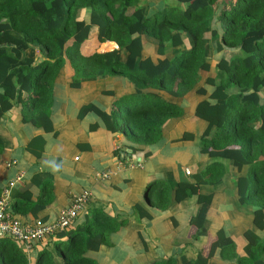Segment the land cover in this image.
<instances>
[{
	"label": "trees",
	"instance_id": "1",
	"mask_svg": "<svg viewBox=\"0 0 264 264\" xmlns=\"http://www.w3.org/2000/svg\"><path fill=\"white\" fill-rule=\"evenodd\" d=\"M83 10L89 15L82 17ZM94 38L118 48L85 52ZM64 70L72 88L112 77L132 84L134 91L118 97L110 112L91 102L79 116L96 114L106 129L125 134L134 153L157 144L164 127L185 114L178 100L190 93L199 96L194 114L207 124L201 152L229 159L239 171L247 166L237 180L238 192L264 211V0H0V127L6 113L19 106L25 123L58 136L52 112L57 89L64 87L58 83ZM45 145L38 135L27 149L39 158ZM4 150L0 134V157ZM116 154L124 158L121 150ZM225 166L214 162L193 178L198 184L216 183L226 175ZM34 179L41 187L39 197L15 198L8 208L19 220L22 213L37 216L53 200L52 177ZM6 185L0 186V197ZM172 194L181 201L195 192L177 186L172 193L165 180L156 179L146 187L144 203L167 209ZM209 205L208 200L190 219L197 227L195 238L209 235ZM134 211L151 217L141 204ZM77 221L44 241L35 264H99L89 254L111 245L112 234L127 222L100 207ZM256 225L263 230L264 218ZM245 237L246 255L239 256L235 242L217 233L225 264H264V240L253 230ZM30 254L12 237L0 238V264H30ZM183 261L207 264L209 258L201 250ZM148 264L181 263L173 255Z\"/></svg>",
	"mask_w": 264,
	"mask_h": 264
},
{
	"label": "crops",
	"instance_id": "2",
	"mask_svg": "<svg viewBox=\"0 0 264 264\" xmlns=\"http://www.w3.org/2000/svg\"><path fill=\"white\" fill-rule=\"evenodd\" d=\"M109 43L115 42L108 41L99 45L104 44L108 47L106 44L110 45ZM152 55L156 56L154 53ZM70 82L67 70H64V74L58 79V83L64 87L57 89L52 112L58 136L53 132L38 129L31 123L22 122L19 106L6 113L0 127V134L5 142V150L0 157V186L6 185L19 170L25 172L23 181L12 190L11 203L18 197L33 200L39 197L41 187L34 179L39 174L42 179L45 174L50 175L54 183L52 202L37 216L31 212L19 214L22 223L32 224L37 218L38 221H41L40 219L56 221L61 211L71 205L76 194L89 189L92 193L89 206L79 214L76 221L83 217L85 211L93 207L104 208L118 220L127 221L121 229L112 234L111 245H103L100 250L89 254L99 264H148L157 257L173 255L184 264V258L195 259L201 250L209 258L207 264H225L226 261L217 248L219 231H223L235 242L239 256L246 255L245 247L248 243L245 237L246 231L253 230L261 237L260 239L264 240V229L261 230L256 225V221L264 218V211H259L258 207L246 203L238 192L237 180L241 174L246 173L247 166L239 171L229 159L215 161L228 166L226 175L216 183L198 184L193 176L200 173L199 170L194 171V168L186 163L191 157V154H184L186 144L194 143L196 140L199 142L207 125L205 121L198 122L200 118L194 114L196 105L201 99L199 96L190 93L178 101L180 103L187 101V105H193L192 117L186 123L197 121L201 130L191 129L181 135L175 133L174 129L170 136L164 134L166 140L163 137L160 143L134 153L125 134L106 129L103 121L96 114L89 112L82 118L79 116L81 108L91 102L110 112L117 96L121 97L134 91L132 84L123 78L114 77L87 81L78 88H72ZM92 98H96V101H92ZM82 99L87 103L79 106L76 118H69L71 107ZM182 105L186 109L185 104ZM88 115L94 117L89 124L84 122ZM172 121L173 119L166 128L174 125H170ZM94 125L98 127L94 129ZM4 128L5 131L2 132ZM77 128L79 131L74 133ZM85 131L90 133L102 131L104 135L107 133L105 137L98 139L105 140V143L100 145L93 138L91 141L83 140L80 135ZM38 135H42L46 140L44 151L39 158L27 149L30 140ZM61 137L69 139V143L59 141ZM167 144L179 152L164 154L163 147ZM118 150L122 151L125 159L119 160L116 154ZM70 152L74 153L69 155ZM148 152L149 155H146ZM13 160H16V164L9 166L8 163ZM162 164L170 167L174 165L179 171L184 169V175L182 174L184 181L195 187L193 189L195 194L181 201L173 199L167 209L151 207L144 203L145 189L152 181L156 179L168 182L176 179L180 181L182 178L177 172L165 171ZM103 172L111 173L108 178L97 177ZM174 184L176 188L180 186L178 182ZM208 200L210 202L207 213L209 235L195 238L193 235L197 227L190 223V219L199 214ZM136 204L143 205L151 217L137 216L134 211ZM76 221L73 226L77 225L78 221ZM44 243L43 241L33 246L31 254L29 253L30 264H35L39 251L44 248Z\"/></svg>",
	"mask_w": 264,
	"mask_h": 264
},
{
	"label": "built area",
	"instance_id": "3",
	"mask_svg": "<svg viewBox=\"0 0 264 264\" xmlns=\"http://www.w3.org/2000/svg\"><path fill=\"white\" fill-rule=\"evenodd\" d=\"M16 164V160L9 162L8 165ZM189 172V170H188ZM111 172H103L97 175L99 178H108ZM25 172L19 170L15 177L11 178L2 190L0 197V238L10 236L20 242L29 254L36 242H43L47 238L60 232H65L74 224L79 213L85 208L91 198V191L84 189L76 194L71 205L61 211L56 221L42 222L34 224H24L21 220L13 217L8 210L11 205L12 190L23 181Z\"/></svg>",
	"mask_w": 264,
	"mask_h": 264
},
{
	"label": "rangeland",
	"instance_id": "4",
	"mask_svg": "<svg viewBox=\"0 0 264 264\" xmlns=\"http://www.w3.org/2000/svg\"><path fill=\"white\" fill-rule=\"evenodd\" d=\"M88 11L87 10H83L81 12V16H88ZM93 35L95 36V32L93 33ZM98 48V49H97ZM114 48H117V47H112V48H109V47H105V45H99V43L96 41V39H91L89 41H87V43L85 44V52H92L94 50L97 49V51H100V50H112ZM118 98V96L116 97V99ZM93 100L92 101H96L95 99L96 98H92ZM115 99V100H116ZM114 100V101H115ZM100 101V100H99ZM113 101V102H114ZM84 103H87V101H85L84 99L81 100V102H78L76 105L72 106L71 109H70V114H69V118L71 119H74L76 118V114L78 112V109H79V106L81 104H84ZM180 103V102H179ZM185 104L186 106V109H185V114L181 117V118H173V121L170 125H173L172 127H167L166 126L164 127V133H163V137H164V140H166V137L164 136V134L166 133L168 136H170L172 130L175 129V133H181V135H183L184 132H188L189 130L193 129V130H201L198 126V122H204L203 120H199L198 122L196 121L195 123H186L189 118L192 117V114H193V105H187V101L186 102H181V104ZM112 106H113V103H112ZM22 118V117H21ZM94 120V117L92 115H88L86 117V119L84 120V122L86 123H91L92 121ZM197 120V119H196ZM23 122V120H22ZM5 131V128L2 130V132ZM78 128L74 131V133L78 132ZM198 133H200L198 131ZM197 133V134H198ZM107 133H105L106 135ZM104 133L102 131L98 132V133H90V132H87L85 131L84 133H81V138L83 140H89L91 141L92 138L94 139V141L100 145H103L105 143V140H98V139H101L102 136H104ZM162 137V139H163ZM63 138V139H62ZM162 139H160L158 143H160L162 141ZM64 142V143H69V139H67L66 137H61L59 139V141ZM55 143H57V141H55ZM200 147H201V140L199 139V142L196 140L194 143L193 142H188L186 144V147H185V152L184 154L186 155H190L191 154V157L187 160V164L190 166V167H193L194 168V171H197L199 170L198 172H203L206 167L208 165H210L211 163L215 162V161H220L222 159V157L220 156H216L215 154H203L201 151H200ZM163 150H164V154L166 153H178L179 151L176 150V149H172L170 148V146L167 144L163 147ZM74 152H70L69 155H72ZM235 151L233 150H229L228 151V155H234ZM164 165V164H162ZM164 170L165 171H168V170H172L173 172H177L180 174V176H182V174L184 175V169L183 170H180L179 171V168L176 169V167L174 165H172L171 167L167 164L164 165ZM205 176H207L206 174H204ZM168 176V175H166ZM184 177L182 176L181 180L179 181V179H176L175 181H166L165 182L167 184L170 185L171 187V190H172V193L174 192L175 188H176V184H174L175 182H178V184L181 186V185H185V184H189V183H186V181H184ZM163 180V179H162ZM164 181V180H163ZM188 187L190 190H193L195 189L194 186L190 185L189 186H186ZM145 188V187H144ZM172 199H173V194H172ZM261 214V213H260ZM100 256H103V257H106L105 255L103 254H100ZM56 258V261L58 263H62L61 259L59 257H55ZM157 258H162V257H157ZM155 258V259H157ZM153 259V260H155ZM151 260V261H153ZM150 263V262H149Z\"/></svg>",
	"mask_w": 264,
	"mask_h": 264
}]
</instances>
